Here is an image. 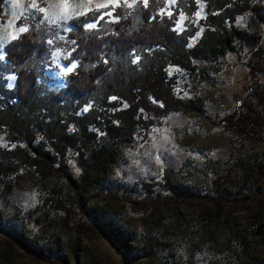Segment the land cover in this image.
Here are the masks:
<instances>
[{
  "label": "rangeland",
  "instance_id": "obj_1",
  "mask_svg": "<svg viewBox=\"0 0 264 264\" xmlns=\"http://www.w3.org/2000/svg\"><path fill=\"white\" fill-rule=\"evenodd\" d=\"M162 1L167 14L173 13L178 0ZM194 1L195 13L181 12L176 26L179 33L196 29L189 48L210 27L206 1ZM241 1L259 7L264 18V0L230 4ZM30 3L3 1L0 35L24 26L42 37L50 49L43 62V92L58 95L83 64L72 57L77 48L72 21L77 18L51 23L29 9ZM41 6H47L43 0ZM139 6L145 7L142 0L131 8L116 7L115 22ZM113 17L103 20L113 23ZM263 18L251 10L238 16L233 26L248 36L237 40L235 51L225 57L195 59V72L168 66L174 95L191 102L193 109L165 117L155 109L141 110L131 143L109 148L104 140L109 128L124 121L119 114L126 104L115 98L110 111L93 113L87 129L71 120L63 132L65 120L72 117L43 102L27 111L41 121L32 124L29 139L12 137L0 127V264H264V177L258 172V165L264 166V132L255 138L217 124L250 97L252 62L261 64L258 79L264 84ZM92 23L97 26L90 30L100 28L98 21ZM14 40L9 37L0 48L2 92L16 87V75L4 67ZM73 63L77 67L68 72ZM61 102L70 106L71 100L65 95ZM91 108L84 101L77 111L68 109V116L83 117ZM38 153L51 156L52 174L46 170L51 164L35 163ZM63 173L78 180L87 198L83 206ZM82 222H97L109 235L88 233Z\"/></svg>",
  "mask_w": 264,
  "mask_h": 264
},
{
  "label": "trees",
  "instance_id": "obj_2",
  "mask_svg": "<svg viewBox=\"0 0 264 264\" xmlns=\"http://www.w3.org/2000/svg\"><path fill=\"white\" fill-rule=\"evenodd\" d=\"M3 1L0 0V5ZM205 1L208 11L206 24L210 27L204 30L199 43L193 48H189V45L196 29L189 27L179 33L176 26L181 12L189 16L195 13L197 5L194 0H178L171 16L165 11L164 1L149 0L147 7H137L118 22L99 20L100 28L97 30L87 29L85 24L97 22L99 13L75 19L72 21V37L77 48L72 57L83 64L67 77L66 89L58 95L43 92V62L50 58L46 42L34 31L21 34L6 49L4 67L7 73L16 75V87L4 92L0 89V96L3 94L4 97V100L0 99V127L9 131L12 137L29 139L34 131L32 124L41 121L37 117L32 119L27 111L43 102L51 108L61 107L60 110L66 117H72L65 120L63 132L71 120L78 121L83 129H87V120L93 113L107 111L106 107L110 111L117 104L110 101L115 98L117 101H124L126 108L119 114L124 121L109 128L104 137L109 148H114L133 141L131 129L141 110L155 109L159 117L173 112L190 113L192 103L176 98L172 83L167 81L166 68L178 65L195 72L193 60L208 55L225 57L235 51L237 40L248 36L246 32L233 26L238 16L251 10L256 16L263 18L259 7H251L247 1L232 4L231 0ZM249 70L254 81L250 97L241 99L238 110L220 119L217 124L228 131L236 130L245 135L252 133L255 138H259L264 132V116L260 110L264 109V84L259 82L258 75L263 70L259 62H252ZM65 95L71 100L70 106H64L61 102ZM84 101L92 104L87 115L68 116V109L77 111ZM76 102L78 106H75ZM27 145L31 148L29 141ZM36 151L38 150L35 149ZM35 159V163L42 166L45 163L51 164H46V170L49 174L53 173L54 162L50 155L38 153ZM63 171V167L59 168V172ZM258 172L259 177H264L262 164L258 165ZM63 175L74 190L80 206H83L87 198L81 193L78 180L70 175ZM87 175L86 172L84 178ZM81 226L88 233L109 235L97 222H82Z\"/></svg>",
  "mask_w": 264,
  "mask_h": 264
},
{
  "label": "snow or ice",
  "instance_id": "obj_3",
  "mask_svg": "<svg viewBox=\"0 0 264 264\" xmlns=\"http://www.w3.org/2000/svg\"><path fill=\"white\" fill-rule=\"evenodd\" d=\"M137 0H43L47 6H41V0H31V3L28 5L29 9L34 10L35 12H39L43 14L44 20H50L51 23H56L57 21L63 20L68 21L73 18L85 17L87 18L89 14L99 13L97 17V21L103 20L106 16L113 17V12L116 7L126 6L131 8ZM143 5L145 7L148 6L149 0H142ZM171 4H175L176 0H170ZM15 7H23L22 4H15ZM102 9H111L108 11H102ZM203 11V6H201V10L196 13L197 17H200L201 12ZM169 16L172 15L171 12L168 13ZM118 17H113V22L117 20ZM185 17L181 14V21H183ZM43 22V21H41ZM97 25L96 23H87L85 27L87 29H93ZM7 27H15L13 24L9 23ZM28 28L21 26L18 28L15 34L8 33L7 35H0V48H2L3 44L7 42L8 38L16 39L20 33L27 32ZM51 43V41H49ZM56 55H59L57 53ZM0 59H3V55L0 54ZM139 57H137V60ZM77 65L73 63L71 67L67 68L68 72H71ZM14 79V77H13ZM114 99V98H113Z\"/></svg>",
  "mask_w": 264,
  "mask_h": 264
}]
</instances>
